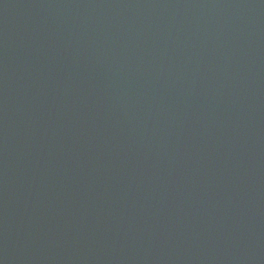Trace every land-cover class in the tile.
Wrapping results in <instances>:
<instances>
[{
    "label": "water",
    "instance_id": "1",
    "mask_svg": "<svg viewBox=\"0 0 264 264\" xmlns=\"http://www.w3.org/2000/svg\"><path fill=\"white\" fill-rule=\"evenodd\" d=\"M0 264H264V0H0Z\"/></svg>",
    "mask_w": 264,
    "mask_h": 264
}]
</instances>
